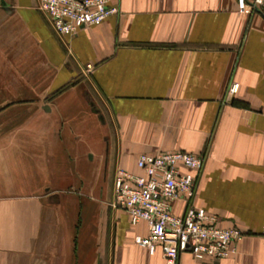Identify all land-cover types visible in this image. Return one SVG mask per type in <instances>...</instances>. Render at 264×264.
Listing matches in <instances>:
<instances>
[{"label":"crops","instance_id":"1","mask_svg":"<svg viewBox=\"0 0 264 264\" xmlns=\"http://www.w3.org/2000/svg\"><path fill=\"white\" fill-rule=\"evenodd\" d=\"M111 2L60 35L40 0H0V264H165L113 202L118 171L163 151L206 155L195 205L244 233L179 264H264V6Z\"/></svg>","mask_w":264,"mask_h":264},{"label":"built area","instance_id":"2","mask_svg":"<svg viewBox=\"0 0 264 264\" xmlns=\"http://www.w3.org/2000/svg\"><path fill=\"white\" fill-rule=\"evenodd\" d=\"M243 1L253 9L264 6V0ZM40 9L60 35H75L120 12L111 0H40ZM87 70L92 71L93 65L88 64ZM238 88L239 83H232L229 97ZM205 161V154L163 151L139 155L137 173L124 169L117 173L113 202L132 222L147 224V235L138 236L136 242L150 254L161 247L165 264H179L183 252L196 258H227L244 236L240 228L221 226L216 215L195 205ZM177 201L184 203L181 213L175 212Z\"/></svg>","mask_w":264,"mask_h":264}]
</instances>
